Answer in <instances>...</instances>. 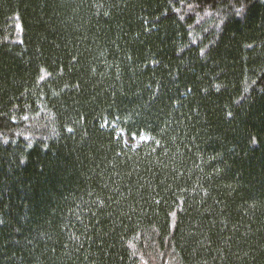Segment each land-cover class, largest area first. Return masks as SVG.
<instances>
[{
  "label": "trees",
  "instance_id": "16d2710c",
  "mask_svg": "<svg viewBox=\"0 0 264 264\" xmlns=\"http://www.w3.org/2000/svg\"><path fill=\"white\" fill-rule=\"evenodd\" d=\"M0 264H264V0H0Z\"/></svg>",
  "mask_w": 264,
  "mask_h": 264
},
{
  "label": "rangeland",
  "instance_id": "374dc122",
  "mask_svg": "<svg viewBox=\"0 0 264 264\" xmlns=\"http://www.w3.org/2000/svg\"><path fill=\"white\" fill-rule=\"evenodd\" d=\"M117 134H119L122 138L124 144L129 146H136L139 142L146 139L145 136H127L123 131L117 130Z\"/></svg>",
  "mask_w": 264,
  "mask_h": 264
}]
</instances>
